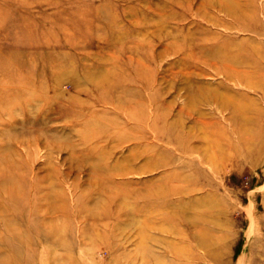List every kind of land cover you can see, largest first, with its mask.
<instances>
[{"label":"rangeland","instance_id":"1","mask_svg":"<svg viewBox=\"0 0 264 264\" xmlns=\"http://www.w3.org/2000/svg\"><path fill=\"white\" fill-rule=\"evenodd\" d=\"M236 1L0 0V264H264V0Z\"/></svg>","mask_w":264,"mask_h":264},{"label":"bare ground","instance_id":"2","mask_svg":"<svg viewBox=\"0 0 264 264\" xmlns=\"http://www.w3.org/2000/svg\"><path fill=\"white\" fill-rule=\"evenodd\" d=\"M129 1V0H128ZM238 1V0H237ZM236 1V2H237ZM111 3V2H110ZM230 3V2H229ZM238 3V2H237ZM222 4H223V6L228 10V11H230V12H233V10H230V8L232 9L233 7H231L230 5H228L226 2H222ZM240 7V6H239ZM238 7V8H239ZM236 10V9H235ZM117 14V13H116ZM106 31H107V29H106ZM107 36V35H106ZM78 42V41H77ZM6 55V54H5ZM241 60V59H240ZM231 63V62H230ZM1 64H3V63H1ZM1 66V65H0ZM11 69V68H10ZM12 70V69H11ZM3 72V71H2ZM90 74V73H89ZM98 77H99V75H98ZM232 77V76H231ZM195 91V90H194ZM197 91H201L200 89H197ZM190 93H189V96H188V101H189V103L191 104V105H193V106H195V104H198V103H200L202 100L203 101H206V100H208V98L205 96V94H200V96H199V98L197 99L196 97H193L192 96V91L190 90L189 91ZM4 98V97H3ZM31 98V97H30ZM18 99V98H17ZM197 99V100H196ZM107 100V99H106ZM3 102H8V101H10V100H2ZM35 101V100H34ZM39 101V100H38ZM14 103H15V101H14ZM17 104V103H16ZM228 105V104H227ZM52 106V105H51ZM19 108V107H18ZM120 108H123L122 106L120 107ZM128 108V107H127ZM128 110H130L131 111V107H130V109L128 108ZM228 110H232V114L233 113H236V114H239L242 110H243V106H241V102H236L234 105H232L231 107H229L228 108ZM19 111V110H18ZM118 111V110H117ZM37 112V111H36ZM8 113V112H7ZM34 115V114H33ZM231 117V116H230ZM242 120V119H241ZM91 121V120H90ZM82 123V122H81ZM5 124V123H4ZM237 128V127H236ZM224 131V130H223ZM236 132H239V131H236ZM261 133H262V131H261ZM47 134V133H46ZM239 135H240V137L242 138V139H245V138H243V134L241 135V133L239 132ZM245 135V134H244ZM262 135H264V132L262 133ZM222 139V138H221ZM40 140H41V138H40ZM168 140L169 141H171V139L170 138H168ZM35 141H38V140H34V142ZM42 141V140H41ZM224 142H225V140H224ZM229 142V141H228ZM30 143L31 142H28V144L30 145ZM229 144L231 145V141L229 142ZM74 146V145H73ZM36 152V151H35ZM34 152V153H35ZM14 153V152H13ZM100 153V152H99ZM91 157V156H90ZM111 157H112V153H111V150H109V153H105L104 154V157H103V159H102V161H104V163L106 164L105 166H107V164H108V162H109V160L111 159ZM81 164V163H80ZM74 167H75V165H74ZM94 167V166H93ZM112 170L108 173V175H109V177H111V178H114V170H115V168L112 166ZM104 172V171H103ZM68 173V172H67ZM100 175V174H99ZM31 177V176H30ZM7 179V178H6ZM107 184V183H106ZM50 189V188H49ZM31 192V191H30ZM66 194V193H65ZM2 196H3V194H2ZM1 197V196H0ZM157 207V206H156ZM36 213V212H35ZM55 214V213H54ZM56 214H57V212H56ZM45 215V214H44ZM104 215V214H103ZM69 216V215H68ZM106 217V216H105ZM69 220V219H68ZM160 223V222H159ZM142 224H143V222H142ZM146 224H147V222H146ZM145 224V225H146ZM148 228V227H147ZM55 230V229H54ZM53 230V231H54ZM56 233V232H55ZM58 233V232H57ZM149 235V234H148ZM55 236H56V234H55ZM51 237V236H50ZM147 238H148V236H147ZM156 239V238H155ZM151 241V240H150ZM41 246L43 247V245L41 244ZM56 248V247H55ZM43 250V249H42ZM57 250V249H56ZM43 251H45V250H43ZM46 253V252H45ZM36 255H37V253H36ZM71 256V255H70Z\"/></svg>","mask_w":264,"mask_h":264}]
</instances>
